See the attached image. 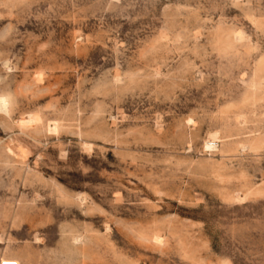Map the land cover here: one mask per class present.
Wrapping results in <instances>:
<instances>
[{
    "label": "rangeland",
    "instance_id": "rangeland-1",
    "mask_svg": "<svg viewBox=\"0 0 264 264\" xmlns=\"http://www.w3.org/2000/svg\"><path fill=\"white\" fill-rule=\"evenodd\" d=\"M1 100L0 264H264V0H0Z\"/></svg>",
    "mask_w": 264,
    "mask_h": 264
},
{
    "label": "bare ground",
    "instance_id": "bare-ground-1",
    "mask_svg": "<svg viewBox=\"0 0 264 264\" xmlns=\"http://www.w3.org/2000/svg\"><path fill=\"white\" fill-rule=\"evenodd\" d=\"M1 101H2V100H1ZM208 144H209V143H208ZM208 144H207V145H208ZM207 147H208V146H207ZM3 263L15 264V263H11V262H3ZM3 263H2V264H3Z\"/></svg>",
    "mask_w": 264,
    "mask_h": 264
},
{
    "label": "snow or ice",
    "instance_id": "snow-or-ice-1",
    "mask_svg": "<svg viewBox=\"0 0 264 264\" xmlns=\"http://www.w3.org/2000/svg\"><path fill=\"white\" fill-rule=\"evenodd\" d=\"M0 103H5L4 101H0Z\"/></svg>",
    "mask_w": 264,
    "mask_h": 264
},
{
    "label": "built area",
    "instance_id": "built-area-1",
    "mask_svg": "<svg viewBox=\"0 0 264 264\" xmlns=\"http://www.w3.org/2000/svg\"><path fill=\"white\" fill-rule=\"evenodd\" d=\"M3 264H9V263H3Z\"/></svg>",
    "mask_w": 264,
    "mask_h": 264
},
{
    "label": "clouds",
    "instance_id": "clouds-1",
    "mask_svg": "<svg viewBox=\"0 0 264 264\" xmlns=\"http://www.w3.org/2000/svg\"><path fill=\"white\" fill-rule=\"evenodd\" d=\"M4 102H5V103H7V101H6V100H5Z\"/></svg>",
    "mask_w": 264,
    "mask_h": 264
}]
</instances>
